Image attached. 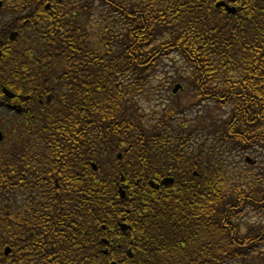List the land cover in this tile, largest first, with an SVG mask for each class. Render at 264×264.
Listing matches in <instances>:
<instances>
[{
	"label": "trees",
	"instance_id": "1",
	"mask_svg": "<svg viewBox=\"0 0 264 264\" xmlns=\"http://www.w3.org/2000/svg\"><path fill=\"white\" fill-rule=\"evenodd\" d=\"M218 1H5L0 11L12 21L23 12L30 17L15 25L22 27L15 41L3 27L8 67L17 77L53 75L57 82L54 111L26 124L66 193L27 213L40 231L26 228L21 244L40 242L44 264L263 259V172H230L226 160L234 151L264 154V0H237L233 14L217 8ZM96 2L106 12L105 27L92 32L71 11L91 10ZM172 54L188 66L182 79L192 99L144 113L138 98ZM210 102L230 109L211 118L210 137L197 145L188 120H173ZM0 172L12 173L2 166ZM165 176L174 184L150 185ZM250 212L254 219L244 220ZM18 236L10 230L8 243L18 245ZM37 251L27 244V255Z\"/></svg>",
	"mask_w": 264,
	"mask_h": 264
},
{
	"label": "flooded vegetation",
	"instance_id": "2",
	"mask_svg": "<svg viewBox=\"0 0 264 264\" xmlns=\"http://www.w3.org/2000/svg\"><path fill=\"white\" fill-rule=\"evenodd\" d=\"M220 1L235 6L238 11L237 0ZM2 5L0 3V9ZM222 10L226 12L225 8ZM27 14L20 13L13 21L4 19L0 25V166L5 171H12L8 177L0 172L1 231L4 233L0 237V264H44L46 259L41 254L40 242L27 243L38 250L33 257L27 255V244H21L25 241L26 228L34 225L33 230L40 231L39 220H32L27 213L32 207L34 211L41 210L42 201L52 200V194L66 195L63 181L47 171L51 164L41 161L43 146L33 138L36 133H26V124L40 120L42 112L48 109L54 111L51 103L55 97L56 78L52 75L39 80L38 74L25 73L17 77L8 67V56L4 53V48L10 44L3 35V27L6 26L8 31L11 28L9 38L12 31H18L20 35L22 27L16 29L15 25L20 21L25 25L30 18ZM42 170H45L43 175ZM32 171L37 175L32 176ZM11 207H17L18 214L15 215ZM10 230L19 234L18 245L8 243L6 237Z\"/></svg>",
	"mask_w": 264,
	"mask_h": 264
},
{
	"label": "rangeland",
	"instance_id": "3",
	"mask_svg": "<svg viewBox=\"0 0 264 264\" xmlns=\"http://www.w3.org/2000/svg\"><path fill=\"white\" fill-rule=\"evenodd\" d=\"M97 3L98 2H96L91 10L89 8L85 10L73 8L71 11L78 16L77 19L80 23L84 24L85 27L90 28V30L94 29L92 32L97 31L101 26L102 28L105 27V24L102 23L105 20L106 12L104 13L103 8L98 6ZM10 18L8 14L0 12V25H2L4 19L8 20ZM188 75V66L179 55L172 54L170 57L162 58L153 77L150 79L148 90L138 98L140 110L144 113H151L153 111H159L160 113L167 107H170L173 102L181 101L185 103L187 99H192L193 91L191 88L187 87L182 79ZM176 79H178V81H174ZM177 83L182 84L183 87L174 94L172 90ZM229 109L230 107H221L213 102L204 103L191 107L183 114L180 113L176 115L173 123L179 125L184 119L188 120V130H193V141L199 145L205 137H210L209 126L213 123L210 122L211 118H224ZM232 154V156L226 160L229 162L226 168H230V172L236 173L239 169L245 168L244 172L246 173V171L251 168L253 172H263L264 175V154L261 156L256 151L242 155L234 151ZM247 158L251 159L252 162H250V164L246 160ZM10 209L15 212L17 211V207H11ZM253 217L254 214L250 212L245 215L244 220H253ZM1 220L2 213H0V233L3 234L1 231ZM262 258L263 259L256 257L252 260V263L264 264V257Z\"/></svg>",
	"mask_w": 264,
	"mask_h": 264
},
{
	"label": "water",
	"instance_id": "4",
	"mask_svg": "<svg viewBox=\"0 0 264 264\" xmlns=\"http://www.w3.org/2000/svg\"><path fill=\"white\" fill-rule=\"evenodd\" d=\"M231 1H233V0H231ZM222 5H225V7L228 10V12H234L236 10L235 7H231L230 5L226 4L225 2H219V3H217V6L218 7L219 6H222ZM14 36H15V34H13L11 37L14 38ZM179 87H180L179 84L176 85L173 91L174 92H177V90L179 89ZM94 167H95V165H94ZM173 182H174V179L171 178V177H166L165 179L162 180V184H164V185L172 184ZM150 183H151L152 186H154L156 188H159L160 187V185L159 184H155L154 181H150ZM121 192H122V196H124L125 193L122 191V189H121ZM121 226H122V228L124 230H126V229L129 228V226L127 224H121ZM129 255L130 256L132 255L131 250L129 251Z\"/></svg>",
	"mask_w": 264,
	"mask_h": 264
}]
</instances>
